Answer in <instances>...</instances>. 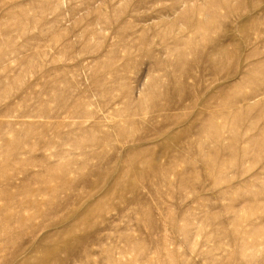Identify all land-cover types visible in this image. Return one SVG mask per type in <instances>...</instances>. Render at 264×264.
Here are the masks:
<instances>
[{
    "label": "rangeland",
    "instance_id": "rangeland-1",
    "mask_svg": "<svg viewBox=\"0 0 264 264\" xmlns=\"http://www.w3.org/2000/svg\"><path fill=\"white\" fill-rule=\"evenodd\" d=\"M25 19L0 264H264V0H0V41Z\"/></svg>",
    "mask_w": 264,
    "mask_h": 264
},
{
    "label": "bare ground",
    "instance_id": "bare-ground-1",
    "mask_svg": "<svg viewBox=\"0 0 264 264\" xmlns=\"http://www.w3.org/2000/svg\"><path fill=\"white\" fill-rule=\"evenodd\" d=\"M254 25V24H253ZM28 30V24L26 22V19L24 21H21L20 23H18V26L16 27H6L4 30H3V34H4V38L0 41V67H3L5 66L6 64H10L12 63L13 61H15L14 59V56L15 54L17 55V51L15 50H10V49H6L5 47H3L2 45H7L8 43V39L7 38H10L14 33L13 31H16L17 34H22L23 32L27 31ZM13 33V34H12ZM26 33V32H25ZM23 36V35H22ZM11 45V44H10ZM13 46V45H12ZM18 47V46H17ZM21 47V46H20ZM232 47V46H231ZM15 48V46L13 47ZM19 49V48H18ZM22 49V48H21ZM225 49V48H224ZM223 49V50H224ZM235 49V48H234ZM224 51L220 50L219 51V54L221 55ZM226 53V51H225ZM232 53V52H231ZM20 54V53H19ZM215 53H213L214 55ZM218 54V53H217ZM216 54V55H217ZM227 54V53H226ZM233 54V53H232ZM17 58V57H16ZM222 60V59H221ZM264 61L260 62L263 63ZM26 63V62H25ZM259 63V62H258ZM23 64V63H22ZM214 64V63H213ZM263 66V65H262ZM223 68V67H222ZM256 67H254L255 69ZM247 75V78L249 79H252L254 78V71H248L246 73ZM217 75V74H216ZM253 98V95L250 94L249 96L245 97L244 99H241V100H244V101H248V104H247V107H246V110L247 111H251V110H254L255 106H253V104H251V99ZM241 100H231L229 102H227V104H230L231 106L232 105H235L236 103H239ZM226 104V105H227ZM260 108V107H259ZM258 108V109H259ZM240 111H237L235 113V121H238L239 120V115H240ZM233 139H236V137H233ZM145 152V151H144ZM142 153V152H141ZM109 195V194H108Z\"/></svg>",
    "mask_w": 264,
    "mask_h": 264
}]
</instances>
